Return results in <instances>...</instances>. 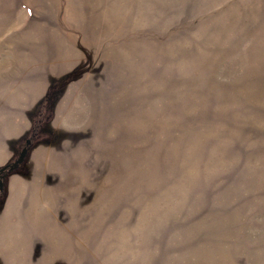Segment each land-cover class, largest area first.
I'll return each mask as SVG.
<instances>
[{
  "label": "rangeland",
  "instance_id": "rangeland-1",
  "mask_svg": "<svg viewBox=\"0 0 264 264\" xmlns=\"http://www.w3.org/2000/svg\"><path fill=\"white\" fill-rule=\"evenodd\" d=\"M7 114L49 264H264V0H0Z\"/></svg>",
  "mask_w": 264,
  "mask_h": 264
},
{
  "label": "crops",
  "instance_id": "crops-1",
  "mask_svg": "<svg viewBox=\"0 0 264 264\" xmlns=\"http://www.w3.org/2000/svg\"><path fill=\"white\" fill-rule=\"evenodd\" d=\"M23 115L7 114L5 117V121L13 122V125L6 126L4 131H0V166L5 164L13 154L10 141L18 138L28 129L27 121L24 120ZM24 180V176L15 172L10 173L6 178V196L0 204V264H49L50 258L53 257L52 259L57 260L55 256L56 249L50 246V243L55 242L62 235L56 228L53 231L50 230V226H54L53 220H58L63 224H71L75 221L64 222L60 217H57V203L53 199L56 194L53 187L47 188L44 186L40 190L38 188L33 189L29 185L22 186ZM47 194H51L53 197H49ZM22 196L25 197L23 198ZM41 198L43 200L47 199V202L41 203ZM39 204L49 208L42 215L37 213L41 217L40 232L37 235V239H42L45 243V248L40 249L41 251H34L32 254L30 251H26V246L29 247V245L22 240L20 235L23 234L20 231V226L23 228L25 223L23 225L19 224V221L14 218V212L18 211L26 215L27 210H30L33 213V209ZM73 233L75 234V232ZM78 234H76L77 244L75 246L77 254L79 253ZM60 258L62 260L66 259V256L61 255Z\"/></svg>",
  "mask_w": 264,
  "mask_h": 264
},
{
  "label": "trees",
  "instance_id": "trees-1",
  "mask_svg": "<svg viewBox=\"0 0 264 264\" xmlns=\"http://www.w3.org/2000/svg\"><path fill=\"white\" fill-rule=\"evenodd\" d=\"M37 134H38V132H36V128H33L26 137L20 138L16 142V145L14 146V154H13V156L6 163L13 161L15 156H16V154L18 155L20 149H22V147H24V146H26V153H27L29 147L31 146L32 141L34 139H36ZM25 156H26V154H25ZM24 159H25V157H24ZM24 159L15 169H13L11 171L3 172V173L0 174V182H1V186H0V202L2 201V199H3L2 197H4V194H5L6 175H8L12 171L21 170V168L23 167Z\"/></svg>",
  "mask_w": 264,
  "mask_h": 264
},
{
  "label": "water",
  "instance_id": "water-1",
  "mask_svg": "<svg viewBox=\"0 0 264 264\" xmlns=\"http://www.w3.org/2000/svg\"><path fill=\"white\" fill-rule=\"evenodd\" d=\"M25 154H26V146L22 147V149L19 151L18 155L14 158L13 161L3 164L0 167V174L15 169L23 161ZM0 186H1V182H0Z\"/></svg>",
  "mask_w": 264,
  "mask_h": 264
}]
</instances>
